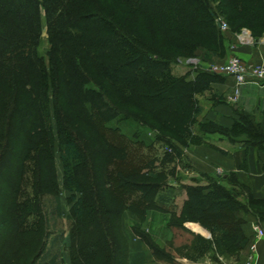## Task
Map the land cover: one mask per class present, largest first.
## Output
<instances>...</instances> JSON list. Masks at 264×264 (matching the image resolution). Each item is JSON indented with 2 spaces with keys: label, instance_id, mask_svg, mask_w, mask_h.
I'll use <instances>...</instances> for the list:
<instances>
[{
  "label": "trees",
  "instance_id": "1",
  "mask_svg": "<svg viewBox=\"0 0 264 264\" xmlns=\"http://www.w3.org/2000/svg\"><path fill=\"white\" fill-rule=\"evenodd\" d=\"M79 1L0 0V166L19 134L21 153L11 188L13 200H17L12 205L13 230L19 236L34 230L44 233L43 244L31 264H61L63 233L50 237L46 216L39 207L45 192L58 199L51 172L56 142L60 147L66 188L78 194V197H70L71 216L76 222L72 237L76 238L78 249L72 258L73 264H95L99 260L104 264H127L116 253L114 255L108 225L106 229L102 220L110 215L121 219L124 212L140 219L150 210L159 211L166 215L167 227L174 232L184 229L187 222L199 223L211 234V247L197 239L194 249L200 253L211 251L213 256H218L233 246L246 250L249 241L241 231L242 217L252 214L262 219L264 214L254 209L244 174L230 173L225 178L201 175L206 180L205 185H183L186 200L177 215L170 204L171 198L159 195L168 190L166 175L153 170L154 160L144 159L140 152L143 141L128 140L119 127L130 119L145 130L156 132L155 141L169 150V153L164 152L160 166L169 160H180L185 148L205 143L204 137L192 131L200 112L195 96L208 92L210 84L219 78L216 74L199 71L192 80H187L186 75H172L171 65L176 64L179 56L191 58L198 47L210 45L214 50L220 49L221 36L213 23L215 15L206 4L209 0H116L149 24L146 34H150L151 25L155 26L163 38L159 45L166 48L167 53H176L175 58L155 54L137 34L124 31L105 14L95 10L78 13ZM212 1H218L219 10L241 28L264 30V0ZM41 10L52 44L48 69L37 51ZM94 71L110 86L114 100L146 115L147 120L118 108L103 92L105 87L91 78ZM21 73L27 82L17 84ZM30 80L37 82L39 92L49 89L55 92V137L41 93L36 96L28 93L31 94L28 98L22 96L25 104L21 105L1 100L3 93L29 92ZM27 86L29 91L25 89ZM60 98L75 108L78 119H82L105 146L98 153L103 183L95 179L96 173L89 168L86 178L77 177L76 168L86 165L83 146L70 117L63 118L67 115L63 113ZM28 99L34 105H28ZM113 122L116 124L109 125ZM197 126L200 134L218 133L230 143L248 147L247 141L251 138L264 144L260 127L252 124L246 113H241L230 129H221L213 122ZM19 129L23 133L20 134ZM210 146L221 154L226 153ZM222 182L245 191L244 199L240 201ZM28 184L29 193L25 187ZM110 203L115 205L114 209ZM136 234L156 255L172 261L148 236L140 231ZM4 264H11V260L7 258Z\"/></svg>",
  "mask_w": 264,
  "mask_h": 264
},
{
  "label": "rangeland",
  "instance_id": "2",
  "mask_svg": "<svg viewBox=\"0 0 264 264\" xmlns=\"http://www.w3.org/2000/svg\"><path fill=\"white\" fill-rule=\"evenodd\" d=\"M208 5L209 10L215 15L213 18V23L216 26V30L218 31V34L221 36V43L224 39H227L228 42H231V44L235 43H248L252 46H255L256 48H260V50H264V30L259 29H247V28H241L236 21L230 20V17L226 15L218 8V1H212L209 0L206 2ZM220 6V5H219ZM221 8V7H220ZM78 13H88L93 12V10L105 14L106 16L113 19L114 22H116L124 31L132 34H137L138 38L148 47L152 48L155 54L159 55L160 57H172L175 58L177 56L176 53L169 52L167 53L166 48H162L160 42L162 41V35L160 34V31L157 30V28L153 25H151L150 34H146V31L148 30L149 24L136 13H133L131 10L121 6L116 0H80L79 4L77 6ZM41 30H40V38H39V44L37 47L38 54L43 57L46 68H49V58L48 54L51 49V38H49L48 35V25L45 19L44 12L41 10ZM17 16L20 17L21 15L17 13ZM224 22L227 24L228 29L223 31L219 28V23ZM220 43V49L214 50L213 47L210 45L205 47H198L191 58L189 57H181L179 56L176 64L171 65V72L174 76H181L186 75L187 80H192L193 77L199 72V71H206L205 65H213L222 64L225 60L229 58V56H237L233 54L234 48L231 47L230 51L232 54H230L228 57H226L224 51H223V43ZM225 55V56H224ZM238 57V56H237ZM241 59V58H240ZM242 61V59H241ZM246 66L248 67H254V65L245 63L242 61ZM117 75V74H116ZM95 83H97L99 86L105 87L103 89V92L108 96L112 102L120 108L122 111L128 112L132 114L133 116H136L138 118H142L143 120H147V116L135 111L131 107L125 106V104L118 102L116 99L114 100V96L112 95V92L110 90V86L103 83V80L98 76L97 72L92 73L91 77ZM17 84H23L27 82V79L24 77V75L18 74L17 76ZM28 85L30 86L31 90L29 91V87L25 89L29 92L23 93V91H13L11 93L2 94L1 100H8L7 103L10 104L14 103L18 105H21L24 103V101H21L22 96H26L27 98L33 95H37L38 93H41L40 96H42L44 105H46V113L48 115L52 133L54 137L56 136L55 132V126H56V119L54 118V112H53V100L55 96V92L53 89L49 90H40L37 88V82L34 80V82H28ZM62 90V89H61ZM18 96L21 98H17ZM31 93V94H28ZM195 98L198 100L199 108L200 104L202 105V95L201 96H195ZM19 99V101H18ZM23 100V99H22ZM29 104L28 105H34L32 104L33 101L31 99H28ZM59 103L63 109L64 115L67 116L63 117L64 120L70 117V122L74 124V130L79 133V137L82 144V154L85 157V166H81L76 168L75 173L77 177L81 180L86 178L87 173L89 172V169H91L95 175V179H98L99 183H103V174H102V163L100 162V155H98L99 152L103 151L105 146L102 144V142L96 137V135L93 133V131L85 125V122L82 121V119H78L76 115V110L74 107H71L67 104H65L62 99L60 98ZM25 104V103H24ZM201 113L199 112V117L197 115L196 118V124L193 126L192 131L193 133H196L198 136L205 137V135L200 134L198 131V123L202 124L206 121V118H203ZM24 120V119H23ZM26 121V119H25ZM24 123V121H22ZM116 122L110 123L109 125H115ZM152 124V123H151ZM121 130L123 131V134L126 136V138L130 141H143V146L140 149V152L142 151V155H144L145 160H154V163H151V165L154 166V171H162L166 176L165 180L167 179L166 183L174 179L176 174V167H183V162L178 163L177 161L169 160V162H164L163 165H159L160 160L163 158L164 152L167 151L169 153L168 148L163 145L162 143H158L155 141V135L156 132L154 131H148L144 128L140 127L136 122L133 120H126L125 122H122L119 126ZM23 129V128H21ZM19 129L20 134L23 133V131ZM78 129V131H77ZM24 130V129H23ZM18 132V133H19ZM218 133H213L211 135H216ZM19 134H16L13 145L11 146L10 152L6 155L5 159H3V163L0 166V264H4V261L9 258L11 260V264H31V261L34 259V257L39 252L40 247L42 246V242L44 240L43 236V230L40 232L37 231H30V233L26 234L25 236H19L14 232V222L15 219H13V213H12V205L13 202L17 200H13V194H12V184L13 180L16 179V171H17V158L20 155V147L19 144ZM199 136V137H200ZM204 141V139L202 140ZM57 145V146H56ZM150 145V146H148ZM263 142L261 140L251 139L249 138L247 141V146L249 148H253L255 150H261L264 148ZM53 154V161L51 163V172L54 176V181L56 183L57 188V201L55 200V196L53 194H49L48 192H45L43 196L40 199L39 207L42 209L43 213L46 216V223L50 237H54L58 233H63V241L61 242V252H60V263L61 264H73V257L74 253L77 252L76 247V238L72 237V233H74V227H75V220L71 216V208L73 206V202L71 201L70 197L72 195H76L78 197V194H76L73 191H69L66 188L65 181H64V171H63V164L60 160V147L58 143L56 142ZM153 162V161H152ZM90 166V167H89ZM89 168V169H87ZM46 171V170H45ZM172 175V176H171ZM182 174H180L181 176ZM140 180V179H138ZM30 184L26 185L27 187L26 192L29 193ZM232 191H234V195L238 196L240 199H244V192L239 187H229ZM173 192L170 190L165 191L164 193H160L159 195L161 197H165L166 199L171 198V194ZM178 197V195H175V198ZM106 200L108 197L105 196ZM179 202V201H178ZM172 203V202H171ZM112 204V203H110ZM171 206V205H170ZM173 207H176L172 205ZM109 207V206H108ZM111 208L115 207L114 204L110 205ZM170 208V207H169ZM114 209V208H113ZM255 209V208H254ZM177 210V208H176ZM256 211H258V208H256ZM104 222V225L107 229V225L109 228V231L107 233L110 234V240L112 243L111 249L115 255L123 261H126L127 264H131L128 260V253H129V245L128 241L126 239V231L132 232L136 237L138 236L136 234V231H140L143 233L142 225H140V219L139 216H134L128 212H124L121 215V219L118 217L106 216V218L102 219ZM108 222V223H107ZM143 222V221H142ZM120 223V224H119ZM192 224H197L203 229H205L202 225H200L197 222H190ZM110 224V225H109ZM117 225V226H116ZM140 225V226H139ZM190 229H187L184 227V229H175V235L173 239H170V241H167L166 243H161L160 249L165 252L166 254L170 255L172 257V261L169 260L166 261V259L160 258L158 255H156L155 252L150 250L148 248V258L146 261L143 262L141 259V262H138V258H136V261L133 262V264H203L205 261L211 262L212 264L219 263V259H221L223 262L228 261H236L240 258V256L244 253L245 250H240L238 247L233 246V248L229 247L227 251L222 255H216L213 256V252L206 251L205 253H200L199 251L195 250L194 247L196 246V243L198 242L197 239L200 238L202 241H206V243L210 244L211 247V234L210 232L205 229L207 233L201 231L198 226L196 225H189ZM198 230L200 233L193 232L192 230ZM210 234V236H209ZM148 235V234H146ZM149 237V236H148ZM76 248V249H75ZM74 251V252H73ZM213 251V250H212ZM214 257V258H213ZM173 258L178 259L179 262L173 260ZM102 261L99 260L95 264H104L101 263ZM75 264H78L75 263Z\"/></svg>",
  "mask_w": 264,
  "mask_h": 264
},
{
  "label": "crops",
  "instance_id": "3",
  "mask_svg": "<svg viewBox=\"0 0 264 264\" xmlns=\"http://www.w3.org/2000/svg\"><path fill=\"white\" fill-rule=\"evenodd\" d=\"M222 43L226 57L232 54L230 51L232 47L235 49L233 54L245 63L264 66L263 49L260 50V48L248 43L237 42L231 44L227 39H224ZM217 77L219 78L218 81L211 83L210 90L202 95L200 115L206 118V121L215 123L221 129H230L235 121L239 120V115L246 113L249 115L252 124L259 126L264 134V81L259 84H249L237 88L232 78L222 75H217ZM204 141L205 143L202 145L190 146L182 151L181 159L176 161L181 164L183 162V167H176L174 179L166 183L168 190L173 191L172 203L170 204L176 206L174 210L177 215L186 200L183 185L196 183L205 185L206 180L201 175H216L225 178L230 173L244 174L249 193L254 200V208L255 210L258 208L256 212L264 214V148L255 150L245 147L241 143H230L226 137L220 134L205 135ZM210 145H214L226 153L221 154ZM180 174L182 175L180 176ZM222 184L227 189L231 187L226 182H222ZM175 195H178V197L175 198ZM238 199L242 201V199ZM242 219L241 231L249 241L246 250L236 261L223 262L219 259L217 264L245 263L251 254V245L255 246L254 264H264V237L256 236L253 230L254 225H257L264 231V217L260 219L258 216L247 214ZM140 222L143 233L148 234L146 236H149L151 241L158 246H161V243L170 241L175 235V232L167 227L166 215L159 211L150 210L146 212L145 216L140 218ZM189 225H196L202 233L208 234L205 229L197 224L187 222L184 227L190 229ZM125 231L129 245L128 260L130 263L133 264L136 258H138V262H141V259L143 262L146 261L148 248L142 238L140 236L136 237L130 231ZM192 231L200 233L197 229ZM173 260L179 262L176 258H173ZM203 264L212 263L208 260Z\"/></svg>",
  "mask_w": 264,
  "mask_h": 264
},
{
  "label": "built area",
  "instance_id": "4",
  "mask_svg": "<svg viewBox=\"0 0 264 264\" xmlns=\"http://www.w3.org/2000/svg\"><path fill=\"white\" fill-rule=\"evenodd\" d=\"M218 25L223 31L228 29L227 24L224 22H220ZM204 68L209 73L232 78L237 88L249 84H259L264 81V66L256 65L250 68L237 56L229 57L220 65H205ZM253 230L256 236L264 237V231L257 225H254ZM254 249L255 246L251 245V254L243 264H254Z\"/></svg>",
  "mask_w": 264,
  "mask_h": 264
}]
</instances>
